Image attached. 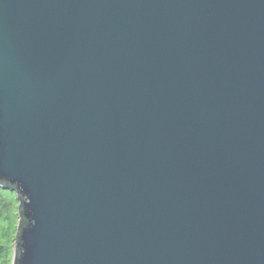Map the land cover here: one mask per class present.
Instances as JSON below:
<instances>
[{
    "label": "water",
    "instance_id": "95a60500",
    "mask_svg": "<svg viewBox=\"0 0 264 264\" xmlns=\"http://www.w3.org/2000/svg\"><path fill=\"white\" fill-rule=\"evenodd\" d=\"M13 264H264V0H0Z\"/></svg>",
    "mask_w": 264,
    "mask_h": 264
},
{
    "label": "rangeland",
    "instance_id": "374dc122",
    "mask_svg": "<svg viewBox=\"0 0 264 264\" xmlns=\"http://www.w3.org/2000/svg\"><path fill=\"white\" fill-rule=\"evenodd\" d=\"M18 205L17 193L0 186V243L7 246L8 260H11L3 264H12L13 245L18 223Z\"/></svg>",
    "mask_w": 264,
    "mask_h": 264
},
{
    "label": "trees",
    "instance_id": "16d2710c",
    "mask_svg": "<svg viewBox=\"0 0 264 264\" xmlns=\"http://www.w3.org/2000/svg\"><path fill=\"white\" fill-rule=\"evenodd\" d=\"M0 186H2L3 189L9 190V191H16L15 185H11L8 182L0 181ZM0 221H1V215H0ZM11 260H8V251L7 246L5 244L0 243V264L10 262Z\"/></svg>",
    "mask_w": 264,
    "mask_h": 264
}]
</instances>
